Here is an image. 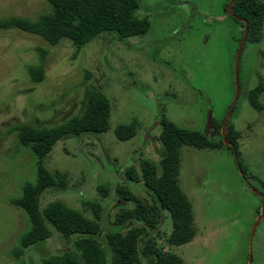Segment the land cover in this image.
I'll use <instances>...</instances> for the list:
<instances>
[{"label": "rangeland", "instance_id": "rangeland-1", "mask_svg": "<svg viewBox=\"0 0 264 264\" xmlns=\"http://www.w3.org/2000/svg\"><path fill=\"white\" fill-rule=\"evenodd\" d=\"M138 2L135 17L150 22L145 34L124 41L114 33L101 34L77 49L68 40L50 46L39 35L5 25L47 15L46 0H0V264H43L72 247L52 228L43 243L21 244L29 222L13 202L35 182L37 159L20 143L14 126H57L81 113L87 91L108 99V131L59 140L43 163L51 174L66 173V188L39 196L40 210L60 201L90 219L97 204L98 241L104 248L106 233L144 228L140 222H116L120 210L131 205L118 199L115 189L125 186L151 203L143 187L126 182L122 173L131 165L138 169L141 158L158 163L161 113L178 127L216 138L214 125L234 96V56L241 33L225 10L230 0ZM260 37L243 45L240 92L230 119L239 133L235 150L247 175L256 179L242 177L233 151L224 147H182L178 185L191 203L195 235L185 245L171 246L166 212L150 234L163 253L179 256L184 264H249V254L250 264H264V216L251 237L264 201V91L261 111L247 100L251 89L259 83L264 87V20ZM32 75L41 76V82ZM131 123L135 135L119 141L115 128Z\"/></svg>", "mask_w": 264, "mask_h": 264}, {"label": "trees", "instance_id": "trees-1", "mask_svg": "<svg viewBox=\"0 0 264 264\" xmlns=\"http://www.w3.org/2000/svg\"><path fill=\"white\" fill-rule=\"evenodd\" d=\"M46 2L50 7L47 15L34 21L17 18L5 25L39 35L50 46L68 40L77 49L88 45L101 34L114 33L117 40L124 41L129 37L145 34L150 27L147 18L135 17L140 7L138 0H46ZM231 10L235 16L248 22L246 41L259 42L264 20V0H236ZM231 18L241 27L237 40L239 44L243 34V22L232 16ZM32 78L36 82L42 80L41 76L32 75ZM263 91L264 87L259 83L247 93V100L256 111L262 110L259 96ZM110 111V103L102 93L87 91L81 103V113L57 126L33 128L24 124L12 128L17 131L20 143L29 147L37 159L35 182L26 185L21 197L13 202L25 212L29 222V230L21 238V244L23 247H29L43 243L51 236L52 228L65 240L70 241L72 247L61 254L45 258L43 264H143L142 259L146 264H184L179 256L163 253L150 234L157 229L162 213L166 212L171 223L167 242L171 246H181L193 239L195 230L192 206L178 185L180 149L184 146L198 150L224 147L232 151L224 144L220 133L223 118L214 125L216 138H209L199 131L178 127L164 113L160 114L158 163L141 158L138 161V169L131 165L122 173L126 182L143 187L150 196L151 203L144 202L125 186H117L115 189L117 198L131 205L120 210L116 222L118 224L126 221L140 222L144 224V228H130L125 233L118 231L106 233L105 248L98 241L101 227L98 222L100 216L97 204L92 208L94 219L85 217L60 201L51 202L42 210L39 208L40 194L48 189L64 190L67 183L66 173L51 174L44 167L46 155L65 137L99 135L107 132L110 127ZM231 116L226 126V139L237 149L239 133L230 123ZM114 134L119 141H129L135 135V125L132 123L118 125ZM236 154L243 172L242 177L247 181L256 179L252 175H247L238 150ZM101 193L105 195L106 189H101ZM141 240L144 243L140 248Z\"/></svg>", "mask_w": 264, "mask_h": 264}, {"label": "water", "instance_id": "water-1", "mask_svg": "<svg viewBox=\"0 0 264 264\" xmlns=\"http://www.w3.org/2000/svg\"><path fill=\"white\" fill-rule=\"evenodd\" d=\"M236 0H231L228 5H227V12L230 16H232L233 18H235L237 21L239 22H243V34H242V37H241V40H240V43L237 47V50L235 52V56H234V65H233V72H234V96H233V99L231 101V104L222 120V123H221V135H222V139H223V142L225 145L229 146L232 151H233V156H234V160L236 162V165L241 173V175L243 176V173L239 167V163H238V159H237V154H236V150H235V146L234 144L230 143L229 141H227L226 139V126H227V122L233 112V109H234V106L236 104V101L238 99V96H239V92H240V85H239V59H240V54H241V51H242V48H243V45L246 41V38H247V34H248V22L244 19H241V18H238L237 16L234 15V13L232 12L231 8H232V5L235 3ZM211 121V119H210ZM244 179V178H243ZM244 181H246L244 179ZM255 193H258L260 194L258 191H254ZM260 196L263 198V196L260 194ZM264 216V201L262 202V205H261V212H260V216L257 218L255 224L253 225L252 227V230H251V237L253 236V233H254V230L257 226V224L259 223V221L263 218ZM252 260V257H251V254H249L248 256V262L250 264Z\"/></svg>", "mask_w": 264, "mask_h": 264}, {"label": "flooded vegetation", "instance_id": "flooded-vegetation-1", "mask_svg": "<svg viewBox=\"0 0 264 264\" xmlns=\"http://www.w3.org/2000/svg\"><path fill=\"white\" fill-rule=\"evenodd\" d=\"M231 1V0H230ZM227 9V6H226V8H225V10ZM232 9V8H231ZM231 17V16H230Z\"/></svg>", "mask_w": 264, "mask_h": 264}]
</instances>
